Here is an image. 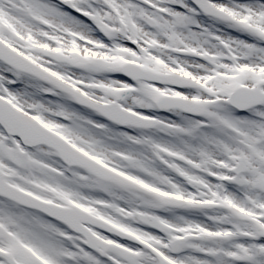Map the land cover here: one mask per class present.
I'll use <instances>...</instances> for the list:
<instances>
[{
    "label": "snow or ice",
    "instance_id": "obj_1",
    "mask_svg": "<svg viewBox=\"0 0 264 264\" xmlns=\"http://www.w3.org/2000/svg\"><path fill=\"white\" fill-rule=\"evenodd\" d=\"M0 264H264V0H0Z\"/></svg>",
    "mask_w": 264,
    "mask_h": 264
}]
</instances>
